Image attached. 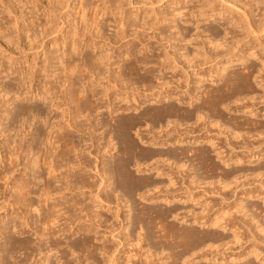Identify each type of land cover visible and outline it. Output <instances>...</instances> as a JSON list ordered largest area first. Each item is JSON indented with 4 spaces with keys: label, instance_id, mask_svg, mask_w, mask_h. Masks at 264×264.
Segmentation results:
<instances>
[{
    "label": "rangeland",
    "instance_id": "374dc122",
    "mask_svg": "<svg viewBox=\"0 0 264 264\" xmlns=\"http://www.w3.org/2000/svg\"><path fill=\"white\" fill-rule=\"evenodd\" d=\"M117 1L115 0V5L114 4L110 5L107 3V0H63L64 3L62 4L60 3L61 0H0V87L4 85H9L10 83H11L10 86H16V84L20 85L18 92L21 93L23 91L21 93L22 94L21 96L22 97L26 96L25 97L26 99H24V101H21L19 103V108H22V107L27 108L28 106L32 107L34 105H38V106L41 105L40 107H42L43 105L41 104V102H39L36 99L37 97H35V93L36 94L38 93L44 81L46 80L45 77H46L47 72L50 73V71H48V68L51 69V72L56 71L55 70L56 67L55 69L53 68L52 70L51 66L47 64L49 62V59L52 58L54 55L56 54L59 55L64 51H67V52L71 51L72 54H71L70 59L72 58L75 59L77 63L79 62V58H81V56H85L86 54L98 55L99 50L97 47H89V45L86 46L87 43L86 42L83 43L82 41H85V40L88 41L89 37L92 34L95 35L96 31L98 30H101L100 32L103 35L104 33H106L107 36L111 35V37L114 36L115 38L114 34H116V31L119 30L118 29L119 26L122 25V23H119V21H123L124 22L123 25H126V28H124L125 30L124 32H122V35L131 33L133 29L132 26H135V25H136L135 27L137 28V30H142L143 28L145 29L153 25L150 29H147L143 32L144 35L151 33L153 30L159 31V29L162 28L165 31L166 35H171L172 37H174L173 39L171 38V45H169L170 43L165 41V39L163 40L158 39L160 36H158L157 38H151V37H147L146 35L143 36L141 34L143 37H147L145 38V40L146 42H149L151 46V51L148 52L149 59L151 60V62L149 61L150 63L148 62L146 65L140 64L137 66L136 70L128 71V69H125V68L129 66V64L130 65L131 63L133 64V61H134L133 56L130 58L128 57L123 61V65H125L124 70L126 71V74H127L125 77L129 78L132 82L135 83L134 85L138 86L139 88L137 93L139 94L140 97L137 96L138 97L137 101L128 102V100L132 99L133 97V95L131 94L132 90L131 89L130 91L128 90V94H127L126 90L124 89L125 87L124 84H118L114 81H111V82L108 81L107 80L108 77H106L108 74L106 75V73L104 75L102 74L103 76L101 75L102 78L101 76L99 77L97 76L96 80H94L95 83L92 86V87H95L98 91H100L104 87L105 89H103L102 93H99L96 96H94V98L93 96L92 97L90 96V97L91 99L92 98L95 99V97H97L98 101L96 100V102H99L100 104L102 103L104 104V102L105 104H107V101L111 100L112 108L118 109L117 112L112 113L113 119L114 118L119 119L120 117L123 119L125 118V120L127 119V117L129 120L131 119L130 121L128 119L126 120L127 123L129 121L128 123L129 127L127 125L128 129H126L127 130L126 136L127 137L129 136L128 137L129 139L131 138V141L135 143L138 149L141 150L142 148L141 152L143 151L145 152V153L143 152V154L148 155V154H151L153 151L156 152V151H161V150L163 151L170 150L172 152L174 151L175 154H177L176 158L168 157V159H170L168 160L165 156L162 159H159L160 161H158L157 163L155 162V158H152V159L150 158V160L147 159L148 161L145 160L147 165L153 163L152 164L153 166L158 167L160 170L162 169V172L164 174H161V175L159 172L155 170L144 169L141 172H137L133 168L134 165H130V169L137 176H140V174H142L145 176H149L151 178L160 179L162 184L166 185L165 188L168 189L169 193L171 192L175 194V196L177 197V200H173L171 203H165L159 198L158 199H156V197L153 198V196L149 198L147 196L145 197L144 194L146 193V191L142 189H140L139 191H136L133 194L127 195L125 194V192H123L119 188H116L113 192L109 190V192H112L110 193L111 198H109V202L100 203L93 197L88 198L89 197L88 189H83L84 194H82V196L80 195L79 198L82 199L83 204H88V205L90 204L89 206L94 205V208L96 209L98 207L99 213H102L101 214L102 218L104 219L107 218V223L105 222L104 226L109 225V223L111 224L110 226L114 224L113 228H116L118 230L114 232L115 234H117V232H120V225L118 223L119 221L118 219L117 220L114 219L111 211H107L108 207H111V209L114 210L117 205L123 206L122 204L123 203L125 204L127 200V204L125 205H127L130 209L129 216L131 219L135 216V214H137L136 212L137 209H140L143 206H149L153 208L154 210L156 209L157 211H160V212L163 209L176 206L177 207L176 213L178 214V216L174 217V215H168L165 218L166 223H169V224L172 223L176 226L177 225L179 226L183 223V225L187 224L186 226H188L190 225V221L192 220L193 216L194 217L195 216L204 217V218L206 217V219L208 220L211 218L212 219L219 218L218 220L220 221L218 222L220 224L217 223V225L221 226V225H224L225 223V229H222L221 227L219 228L210 227V229L208 228V231L211 230L210 232H215L217 235L219 234L220 236H224V235L226 236V233H227L229 237L227 236L226 238H229V239L232 237V236L230 237V235L232 234L231 232L233 230L237 232L240 231V235H241V231L242 233H244V235L240 237L241 240L239 239L240 242L238 243H235V244L229 243L227 245H221L219 247L214 246L212 249H210V251H213L214 249H216L212 253H216L217 256H220V255L228 256L229 257L228 261H230L231 258H236L239 254H244L249 249L250 245L255 242L256 244L259 245L260 247L259 250H262L261 251L262 255H260V257L264 256L263 255L264 254V232L259 231L258 228H256L255 226V221L260 219L259 223L261 225L263 224L262 227H264V216H262V212H263L262 210L264 209V201H262L264 200L263 199L264 197V166H263L264 165V101H263L264 96L263 94L264 93L263 91L264 89L262 88L264 86V70L262 69L263 62L261 61L262 59L264 60V58H262L264 57V46H263L264 45V31H261V32L259 31V33L257 34L258 38H255L252 34H249V36L243 39L242 41H240V43H236L235 42L236 38L230 37L231 33L227 34V32L228 31L230 32L231 30L230 24H227L225 23L224 20L217 18L218 15L215 17L208 16L210 15L208 13H211L210 11H206L205 12L206 15L205 14L203 16L200 15L199 8H201L200 6L201 1H198V0H121L120 6H119V3H117ZM211 1H212L214 8H216V11L218 10L222 11L223 14H221V16L222 15L224 17L229 16L231 18L236 19L238 18L237 16H239L241 12L240 10H237L235 8L234 9L232 8L233 9L232 10L231 7L230 8L228 7L229 6L228 3L222 2L221 0H214V1L211 0ZM116 4H118V6ZM209 8L210 7L207 6L205 7V10H208ZM224 8H227V9H224ZM256 8H257L256 5L252 6V9L254 11L256 10V12H254L253 14V16L255 15L254 16V19L256 18L255 20L258 19L257 18L259 17L258 14L262 12L260 10L257 11ZM170 19L174 20L173 21L174 23L171 22ZM232 20L235 21L234 19ZM157 21L160 22L158 23L159 25L157 24ZM50 24L51 25L54 24L56 28L53 33L45 36L47 27L51 26ZM235 29H236V34L235 33L234 34L235 36H237L239 34L238 33L239 26L236 27ZM61 32H65V34L74 32L76 33V36H80L82 38V40H80L82 43L81 42H80L81 44L79 43L80 46L78 47L76 51H72L71 49L72 40H73L72 38H76V36L72 37L69 40V43L67 45H63L61 43L62 42ZM80 34H82V36ZM133 37L134 36L132 35L130 36L128 35L124 39H121L120 41H117L115 43L113 42V44L111 43L109 46L108 45L102 46L101 45L102 43H101L100 47L103 48V50H105L107 53L108 52L109 54L111 53L110 54L112 56L111 61L114 62L115 60H118L117 55H119L120 53L121 54L125 53L127 48L126 46H123V45H125L127 42L129 43L132 41L135 45L131 47L132 48L131 51L133 50L134 52L135 51L138 52V49H139L140 52L137 53V56L138 58H142L143 54H145V50L140 48L141 46L138 43L139 39L135 40V38ZM176 37L177 39H175ZM96 39L99 41V38H96ZM96 39L95 41H97ZM206 40L207 41L210 40L214 43L216 42V40H218L216 45L220 44V41L221 42L224 41V44H225L224 46L226 47L223 49L221 48V46L220 47L218 46L217 49H213V46H210L211 44L209 43L210 44L209 45L206 42ZM92 43L94 42L92 41ZM251 45H253V47ZM254 45H256L255 48H254ZM107 46L110 48H108ZM169 46H172L173 48ZM251 47L255 49L253 50L255 54L250 55L248 57L245 56L244 58H247L246 61H243V62L240 61L238 59V57L241 56L240 54H242L243 56V54H245L246 52L252 51L250 50L252 49ZM195 48L196 49L198 48L197 50L199 51L197 52L201 57L198 56V54H196L197 52ZM205 53L207 55H205ZM189 57L191 58L192 61L190 60ZM68 58H69L68 56L66 57L64 55V60H67ZM228 58L229 60H232V62L228 63L226 72H223L224 74H226L227 72L233 71V70L234 71L238 70L240 73H246L248 71V69L246 70L245 68L246 65H253L254 68L250 69L251 73L249 74L250 75L249 81H250V84H252V86L254 87V91L246 92V98L241 102L239 100L234 101V102L230 101L226 103L227 105H225L226 106L225 108L223 107L225 103H223L222 104L223 106H220V108H222L224 115L223 117H220L217 112L211 110V108L207 105V103L206 104L205 102L203 103V100L205 99L204 90L206 92V90L208 91V89L210 88L212 89L213 87L217 85L215 82V78L214 79L212 78L215 76L212 75V77H210L209 75L213 73L214 69H217V68L219 69L218 66H220V64H224V62H227ZM175 60L178 66L174 68ZM188 60L189 62H191V65H189L190 63L188 62ZM46 64L48 65V68L46 67L47 70L43 71L42 69L44 68V66H47ZM52 64H55V63H52ZM114 64L115 66L112 65L111 67L114 69L113 70L114 73H117L119 68H116V63ZM55 65L57 66V64ZM180 65L181 66L183 65L186 70L180 69L179 68ZM78 69L79 71L80 70L82 71L81 67ZM151 69L153 71L151 72L152 74H150V72H147V70H151ZM22 72L23 74H20ZM32 72H33L34 77L36 75L35 77L36 79L34 78L31 84L29 83V79H25L21 81L20 77L22 75L26 74V77L28 78V76H32L31 75ZM114 73L113 75H116ZM213 74H215V72ZM140 76L142 77L141 79H140ZM88 77H92V76L88 74ZM146 77H148L149 79ZM157 77H160V78H157ZM259 78L260 79L262 78L263 80L261 79L262 81L260 82ZM61 79H62V82L64 83L63 76L61 77ZM142 79H145L143 81L148 80L149 83L148 81L145 83L150 84L152 86L151 88L152 90L147 89L148 91H144L145 93L151 92L154 94H158L163 90H169L168 91L169 93L173 92L171 94V98L161 99L160 101H156V100L149 98L148 101L147 99L146 101H144L143 96H145V93L143 92L144 86L141 84L143 83V81L141 82ZM199 79L202 81L199 82ZM195 83L198 85H196ZM262 84L263 86H261ZM56 86L58 87V85L55 84V87ZM196 86L198 87V89ZM29 87H31L30 90H29ZM25 88L26 89L28 88V90L31 91L27 93V95L25 93L26 91ZM58 89L61 90V87ZM59 90H58V94H59ZM185 90H189L192 94H196V96L199 97L198 100L195 99L193 101L192 106L190 103H188L189 101H188L187 93L183 92ZM241 95L244 96L245 94L242 93ZM250 95L251 96L254 95L253 97L255 98L253 100L249 99ZM257 95L259 96L261 95L260 96L261 98L259 96L257 98ZM12 100H13V97L11 93L7 96L0 95V112L2 111L0 115L1 116L0 122L3 121L2 124L0 125V131L3 125H5L6 122L8 123L10 120L9 118L11 117V115H9V118L7 119V118H4L6 117V115L4 114L9 113L8 111H10L11 109L10 106L12 107L14 106V103H12ZM74 104L75 103L73 102V103H70L69 105L72 107ZM166 106L168 109L170 110L172 109L171 112L168 115L161 114L162 116L160 115L159 119L157 118L155 120L154 118H151V117L149 118V115L143 114L145 110L152 111V109H159L160 113H162V111L164 113ZM7 107H9L10 109ZM135 107H137L138 109H135ZM102 108H103L102 109L103 114L94 115V113H92V116H90L91 122L95 124V130H96V131L94 130L93 135H92L94 137L93 140L94 141L100 140L99 142L103 144L104 139L107 140L109 137H111L112 142L114 144V148L116 147L115 149L112 150L111 155L120 156L122 155V153L120 151L121 150L119 146L120 144L118 142L119 139L115 137L116 134L114 132L110 134L111 132H108L109 131L108 125H105L109 117L110 108H107V109H105L104 107ZM196 108H199L200 110H202L200 112L201 114L200 116L202 117V119L196 118L197 116L194 113L196 112L195 111ZM11 111L13 115L16 112V111L15 112L13 111V108ZM186 111L187 112L193 111V113L192 115L185 117L184 115L187 113ZM248 111L249 112L251 111L252 113L251 112L249 113ZM58 112L59 111H52L49 114V116H53L54 118H56L55 121L62 122L65 118L64 117L61 118ZM2 116L5 120L2 118ZM229 117L230 118L236 117V119H234L237 122L236 126L234 123L235 121L233 119L230 120ZM19 118L20 116L15 117L14 119V121L16 120V122L14 123L15 126L17 124L18 125L20 124L21 120ZM228 118L230 121L228 120ZM244 118H246V122ZM113 119L110 120L111 123H114ZM34 120L33 118H31L30 120V123L32 124L29 129L30 133H31V129L32 130L35 129L34 126L37 125V122L35 123ZM242 121L244 122V124ZM248 121L250 124H247ZM239 123H241V125H239ZM68 129H71V128H68ZM71 131H72V134L74 133L73 137L75 138V140L76 141L78 140L79 142L80 132H78V130L74 131L73 129H71ZM231 132L234 134H232ZM5 134H7V132L4 133V135ZM84 135H85L84 138H82V141L80 142V144L84 143L82 144L83 148L87 147L89 142H91V141H88L87 135L86 134ZM112 135H114V137H112ZM179 135H181V137ZM3 137H4L3 134L0 132V141L3 140ZM19 137H22V135H19ZM17 138L18 137H16V139ZM27 138H29V136ZM155 138H157L156 141H159V143L156 146L152 145L153 142L155 141ZM211 142H213L214 144L211 145ZM96 143L97 142H95V144ZM201 148H202V151L204 149L203 151L204 154L200 153ZM0 150H2L1 145H0ZM146 150H148V153L146 152ZM182 150H186L185 152L186 154L185 153L180 154V151ZM187 150H189V152ZM217 152L219 153L218 154L219 156L217 155ZM4 153L7 155L10 154L8 152V148H6ZM87 153H88V150L84 152L86 157H89V159L93 161L94 153L91 155ZM192 153L194 155H192ZM245 155H246V158H248L247 161H246V158H244ZM103 156L102 157L105 160L106 156L105 155ZM102 157H99V158H102ZM232 157H234V160ZM236 157L237 158L242 157V161H239V163L237 162L238 164L235 162ZM173 159L177 161L178 164L183 163L184 166H182L180 169H176L174 165L169 166L171 162H175ZM139 162L140 163L144 162V159H140ZM97 163H99L98 160H97ZM146 163L144 165H146ZM5 164H6V161L4 160V162H2L0 165V170L4 168ZM213 165H215L218 169L214 168ZM258 166H260V168ZM20 167L21 166H18V171L14 172V174L16 175V178H19L22 173V171L20 170ZM235 169H239V171L238 170L235 171ZM224 171L229 175H227ZM258 171L259 172L261 171V172L259 173V176H256L258 174ZM230 172H232L233 175L236 173L235 175H237L238 177L230 176L232 175V173ZM251 172L252 173L254 172L253 174H255V176ZM224 173L227 175L226 177H224L225 175ZM44 174L46 175V173ZM168 174H170V177L173 183H169ZM243 175H246V176H243ZM190 176L192 178L195 177L194 182H192L193 179ZM224 178H227V179H224ZM222 181L225 182V184L222 183ZM1 182H0V185H1ZM227 183H230V184H227ZM54 184L56 183L52 179V185ZM222 186H225V187H222ZM142 191L145 193L143 194ZM140 192L142 195L140 194ZM113 193H115L116 198L114 197ZM250 193H252L253 195ZM147 194L148 193H146V195ZM151 194L153 193H150L149 195ZM117 195H118V198L123 197L125 200L121 198L122 200L119 201L117 199ZM157 195H161V194L157 193ZM247 195H250V196L247 197ZM86 199H87V202L89 200L88 203H85ZM115 199L117 200L115 201ZM59 201L62 202L64 200L59 199ZM241 205L244 206L245 208L244 210L240 209ZM254 205L256 208L257 207L258 208L257 209L254 208ZM248 208L250 211H247ZM125 209L126 208H123V210L122 211L120 210L119 212V215L121 216V218L125 214L124 213L126 211ZM12 212H13L12 210L4 211L3 209H0V227H2L4 221L9 220L8 217L10 216V214H12ZM33 213L34 212H32V214ZM250 213H251V216L254 215L255 220L254 219L252 220L250 218L251 216H248L250 215ZM29 215H31V213H29ZM79 215L81 218L80 220L81 221L84 220V217H83L84 212ZM263 215H264V212H263ZM182 216H185V219L181 220L179 218ZM248 217L250 218V221H248L249 220ZM184 220L187 222L185 223ZM225 221L228 222L229 224L226 223ZM240 222L243 224L241 225ZM247 222L248 223L250 222V224L252 223L251 226L250 224H248L247 227L244 226V225H247L246 224ZM159 225L160 224H158L157 226ZM193 225L195 228H197L200 231L207 229L206 228L207 226L202 227L201 225L196 224V223H194ZM27 227L25 228L26 231H27ZM133 227L131 226L128 227V229L129 228L131 229V230L129 229L128 231L132 239L134 237L136 238L137 237L136 235H139V233L142 234L141 236H143L144 234L145 235L148 234L147 236H145L146 238L145 241L141 242L143 249L140 250V252H144V250L149 249L150 253L152 251L151 254L157 253L156 254L157 257L161 256V253L159 252L160 249L153 246V244L156 243V241L158 240V238L156 239V235L158 234V232H156L157 227L154 228V233H156L155 235H152V233L149 234L150 231H147L146 228H145L146 231L144 229L140 231L139 226L137 227L133 226ZM240 227L245 230L243 231V229H241ZM103 228L104 227H101L98 229L99 234H101V239H103L102 241H106L107 239L106 244L108 243L110 244L111 242L110 240L113 238L110 235H108V233L103 235L104 234ZM247 228H250L248 229L250 231H247ZM251 228H252V233H251ZM1 230L2 228L0 229V231ZM28 230H29L28 236H30L32 239L35 238V235L32 232L31 228L28 227ZM11 233H10L11 235L14 234L13 236L17 238V237H21V235L25 236L27 232L25 234L20 235L16 233L15 231H12L11 229ZM122 233L121 234L118 233L119 235H121V237L119 236L120 238H122V236L124 235V233L123 234ZM68 234L69 233L56 234V236L58 237L59 240H64L65 235L66 237H68L67 236ZM81 234L82 233L79 232V233L74 234L73 236L70 235V240L72 239L75 241L76 240L80 241L83 238V235ZM250 235L251 236L254 235V237L251 238ZM257 238H259V241ZM134 239H133V242L137 240V239L135 240ZM3 240H4L3 238L0 239V243ZM115 241L117 240L115 239ZM93 242L101 243V241L98 242L96 241V239H94ZM122 245L123 244L118 246L119 247L118 249H120L117 251L118 254L121 252L123 254L125 252H131L130 250H133L132 253H134L135 251L138 254L140 253V252H137L139 251L138 247H135V246L130 247L127 245H124V246ZM94 255H95L94 258L97 257L96 258L98 261L97 264H107L108 263V261L106 260L107 258L104 261H102L104 259L103 257H105L102 254L95 253ZM156 256H152V259H156ZM68 258L70 259L71 256H68ZM30 261H33V259H30ZM120 261H122V257ZM104 262H107V263H104ZM257 263L262 264L261 261ZM68 264H71V263H68ZM80 264H87V262H83V263L81 262Z\"/></svg>",
    "mask_w": 264,
    "mask_h": 264
},
{
    "label": "bare ground",
    "instance_id": "6f19581e",
    "mask_svg": "<svg viewBox=\"0 0 264 264\" xmlns=\"http://www.w3.org/2000/svg\"><path fill=\"white\" fill-rule=\"evenodd\" d=\"M118 1H120V2H118ZM118 1H117V3H119V6H120L121 0H118ZM198 1H201V4L199 3L201 8H199L200 6L198 7L200 15L203 16L206 11H210L211 13H208V14H210L208 16H214L215 17L218 15L217 18H220V19L224 20L225 23L231 25V27H230L231 30H230V32L228 31L227 34L231 33L230 37H232V38L235 37L236 43H240V41H242L243 39L248 37L249 34H252L255 38H258L257 34L259 33V31L260 32L264 31V0H221L222 2L228 3L229 8L231 7V9L235 8V9L241 11L239 16H237L239 18V20H238V18H236L237 19L236 20L235 18H231L229 16H225V17L223 15L221 16V14H223L222 11L221 10L216 11V8H214L211 0H198ZM60 3L61 4L64 3L63 0H61ZM107 3L110 5H112V4L115 5V0H107ZM116 5L118 6V4H116ZM255 5L257 7L256 8L257 11L258 10L262 11L260 14H258L259 17H257L258 18L257 20H255L256 18L254 19L255 15L253 16V14H254V12H256V10L254 11L252 9V6H255ZM207 6L210 8L208 10H205V7H207ZM224 9H227V8H224ZM196 10H197V8H196ZM163 19H165V18H163ZM172 19H174V18H172ZM232 19H234L235 21H233ZM173 21L174 20H171V22H173ZM119 23H122V25L119 26V28H118L119 30L116 31V34H114L115 38H114V36L111 37V35L107 36L106 33H104V35H103L100 32L101 30H98V31H96L95 35L91 33L92 35L89 37L88 41L87 40L82 41L83 43H85V42L87 43L86 46L89 45V47H97L99 50L98 55L86 54L85 56H81V58H79L78 63L75 61V59H73V58L70 59L71 54H72L71 51L70 52L64 51L59 55L56 54L53 57L51 56L52 58L49 59V62L47 64L49 66H51L52 70H53V68L55 69V67H56V69H55L56 71L51 72V69L48 68L47 64H46L47 66H44V68L42 70L46 71L47 70L46 67H47L48 71H50V73L47 72L46 77H45L46 80L44 79L45 81H44L43 85L41 84L42 86H41L40 90L38 91V93L37 94L35 93V97H37L36 99L39 102H41V104L44 107L43 106L40 107L41 105L40 106L34 105L32 107L28 106L27 108L26 107L25 108H23V107L19 108V103L21 101H24V99H26L25 98L26 96L25 97L21 96L22 95L21 93L23 92L22 90H21L22 91L21 93L18 92L20 85L16 84V86H10V84H11L10 83L9 85H4V86L0 87L1 88L0 89V95L7 96L11 93L12 97H13L12 103H14L13 107L10 106L11 109L9 107H7L10 109V111H8L9 113H5L7 111L4 112L5 113L4 115H6V117H4V118L8 119L9 115H11V117L9 118L10 120L8 123L6 122L8 120L5 121L6 122L5 125H3V127L1 128V131H0L4 136L3 140L0 141V145L2 146V150H0V165L2 162H4V160L6 161L4 168L0 170V180L2 181V182L0 181L1 182V185H0V209H3L4 211H8V210L13 211L12 214H10V216L8 217L9 220L4 221L2 227H0V229L2 228V230L0 231V239H2V238L4 239L0 243V264H68V263L80 264L81 262L82 263L87 262V264H97V262H98L96 259L97 257L94 258L95 253H100L103 256H105V257H103L104 259L102 261H104L107 258L106 260L108 261L109 264H258L257 262H259V261H261L262 264H264V256L260 257V255H262L261 254L262 250H259L260 247L258 244H256L255 241H254L255 243H252L250 245L249 249L244 254H239L237 256L238 258L237 257L231 258L230 261H228L229 260L228 256H221V255L217 256L216 253H212L216 249H214L213 251H210V249H212L214 246L219 247L221 245H227L229 243H234V244L238 243L241 240L240 237L244 235V233H242V231H241V235H240V231H239L240 229L238 230L239 232L233 230L231 232L232 234L230 233L231 234L230 237L231 236L232 237L229 239V238H226L228 236L227 233H226V236L225 235L220 236L219 234L217 235L215 232H210L211 230L208 231V228L210 229V227H216V228L221 227L222 229H225V223L224 222H223L224 225H221V226L217 225V223H219L218 221H220V220H218L219 218L218 219L217 218H213V219L211 218L208 220V219H206V217L204 218V217H196V216L192 217L191 216L192 220L190 221V225L186 226L187 224L183 225V223H182L181 225L176 226L172 223L169 224V223L165 222V218L168 215H174V217L178 216V214L176 213L177 212L176 206H172V207L163 209L164 211L162 210L161 212L157 211L156 209L154 210L153 208H151L149 206H143V207L141 206L142 208L137 209V211H136L137 214H135V216L133 215L134 217L130 219V216H129V210L130 209L127 205H125V204H127V200H126V203L124 204L123 202L125 199L123 197L118 198V195H117V199L119 201L122 200L121 198L124 199L122 202L123 206L117 205L114 210L111 209V207H108L107 211H111L114 219H116V220L118 219V221H119L118 223L120 225V232L122 231L124 233L122 238H120L121 235H119V234H121L122 232L121 233L117 232V234H115L114 232L117 229L113 228L114 224L112 226H110L111 224L109 223V225L104 226V223L105 222L107 223V218L106 219L102 218V215H101L102 213H99L98 207L96 209V208H94V205L89 206L90 204L88 205V204L82 203L83 201L81 198H79V196L80 195L82 196V194H84L83 189H88V194H89L88 198L93 197L94 199H96L100 203L109 202V198H111L110 193H112L116 188H119L120 190L125 192V194H127V195L133 194L136 191H139L140 189H142V190L146 191V193H148L146 195V193L142 191L143 194L145 193L144 194L145 197L147 196L149 198V197L153 196V198L154 197H156V199L159 198L162 201H164L165 203H171L173 200H177V197L175 196V194L171 193V192L169 193L168 189L165 188L166 185L162 184L160 179L151 178L149 176H145L142 174H140V176H137L130 169V165H134V167L133 166L132 167L137 172H141L144 169L155 170V171L159 172L161 175V174H164L162 172V169L160 170L158 167L153 166L152 165L153 163L147 165L145 160H147V159L150 160V158L151 159L155 158V162L157 163L158 161H160L159 159H162L165 156L167 159H168V157L176 158L177 154H175L174 151L172 152L170 150H166V151H163V150L156 151L155 150L156 152L153 151L151 154H148V155L143 154L144 151L141 152L142 148H141V150L138 149V147L135 145V143L133 141H131V138L129 139L128 138L129 136L128 137L126 136L127 135L126 129H128L127 125L129 127L128 123L131 119L129 120L127 117V119L129 120L128 123L126 121L127 119L125 120V118L123 119L120 117L119 119H117V118L113 119L112 113L117 112L118 109L112 108L111 100L107 101V104H105V102H104V104L103 103L100 104L99 102H96L97 97H95V99H93L94 96H96L99 93H102L103 89H105V87H104L100 91H98L95 87H92L95 83L94 80H96L97 76L99 77L102 74L104 75L106 73V75L108 74L107 76L105 75L106 77H108V79H107L108 81H110V82L114 81L118 84H124V86H125L124 89L126 90L127 94H128V90L129 91H130V89L132 90L131 94L133 95V97H132V99H129L128 102L129 101H137V98H138L137 96H139L137 91L139 90V88H138V86H135L134 85L135 83L132 82L129 78L125 77L127 74H126V71L124 70L125 65H123V61L126 58H128V57L130 58L133 56V60H134L133 64L132 63H131V65L129 64V66H127L125 69H128V71L136 70L138 65H140V64L146 65L149 61L151 62V60L149 59V54H148V52L151 51V46H150L149 42H146L145 38H147V37L157 38L158 36H160L158 39H161V40L165 39V41L170 43L169 45H171V38L172 39L174 38L171 35H166L165 31L162 28H160L159 31L153 30L151 33L145 34L147 37H143V36H145L143 32L147 29H150L153 25L149 26L148 28H145V29L143 28L142 30H137V28L135 27L136 25L135 26L131 25L133 27L131 33H129V34L123 33L124 35H122V32H124V30H125L124 28H126V25H123V23H124L123 21H119ZM158 23H160V22L157 21V24ZM172 25H174V24H172ZM238 26H239V31H238L239 36L238 35L235 36V34H236L235 28ZM55 28H56V26H54V24L47 27V31L45 33V36L53 33ZM169 30H170V28H169ZM61 33H62V39H61L62 42L61 43L63 45H67L69 43V40L72 37L76 36V33H74V32L73 33H66V34H65V32H61ZM105 34H106V36H105ZM80 35L82 36V34H80ZM128 35L134 36L133 38H135V40L139 39L138 43L141 46L140 48L145 50V54H143L142 58H138L137 53L140 52L139 49H138V52L137 51L134 52L133 50H132L133 51L132 52L131 47L134 46L135 44L132 41L129 43L128 42L126 43V41H125L126 44L123 45V46H126V48H127L125 53H123V54L120 53L121 55L120 54L117 55L118 60H115L114 62L111 61V57H112L110 55L111 53L109 54V52L107 53L105 50H103V48L100 47V44L102 43L101 44L102 46L103 45L109 46L111 43L113 44V42L115 43L117 41H120L121 39H124ZM141 37H143L144 39ZM96 38H99V41ZM259 38H260V36H259ZM72 39L73 40H72V48L71 49H72V51H76L78 49V47L80 46V44L82 43L80 41V40H82V38L80 36H76V38H72ZM95 39L97 41H95ZM115 39H117V40H115ZM175 39H177V37ZM92 41L94 43H92ZM213 41H215V40H213ZM206 42L208 44L210 43L211 45L210 44L209 45L213 46V49H217L218 46L219 47L221 46V48H223V49L226 47V46H224L225 45L224 41H222V42L220 41V44H218V45H216L218 40H216L215 43L210 41V40H208V41L206 40ZM251 46L253 47V45H251ZM255 46L256 45H254V48H255ZM169 47H172V46H169ZM108 48H110V47H108ZM198 48H199V46H198ZM197 49H196V52L199 51ZM250 50L253 51L255 49L252 48ZM245 51H247V50H245ZM252 51L246 52L245 54H243V56H242V54H240L241 56L238 57L239 56L238 55L237 57L242 62L246 61L247 58H244L245 56L248 57L250 55L255 54L254 51L253 52ZM196 54H198V52ZM64 55L66 57L68 56L69 58L67 60H64ZM185 55H184V57H185ZM205 55H207V54L205 53ZM221 55H223V54H221ZM198 56H200V55L198 54ZM262 58H264V57H262ZM190 60H191V58H190ZM54 61H56V62H54ZM261 61L263 62L262 63L263 68L262 69L264 70V60L262 59ZM188 62H189V60H188ZM230 62H232V60H229V58H228L227 62H224V64H220V66H218L219 69L217 68V69L213 70V73L215 72V74H213V73H211L210 75L208 74L210 77H212V75L215 76L212 78L213 79L215 78V82L217 85L215 87H213L212 89L210 88L211 90L210 89H208V91L206 90V92L204 90L205 99L203 100V103L204 102H205V104L207 103V105L211 108V110L217 112L220 117H223V115H224L222 108H220V106H223L222 105L223 103H225L223 106L225 108L226 107L225 105H227L226 103H228L230 101L234 102V101L239 100L241 102L246 98V92L254 91V87L252 86V84H250V81H249V76H250L249 74L251 73L250 69L254 68L253 65H246L245 64L246 67L245 66L244 67L246 68V70L248 69V71L246 73H240L238 70L237 71L233 70V71H230V72H227L226 74H224L223 72H226L227 65ZM52 63L57 64V66L55 64H52ZM114 63H116V68H119L118 72L116 71L117 73H114V71H113L114 69L111 67L112 65L115 66ZM174 63L173 64H174V68H175L176 66H178V64H177L176 60ZM189 63H190L189 65H191V62H189ZM50 64H52L53 66ZM160 65H162V64H160ZM80 67H81L82 71H84V72H82L81 70L79 71L78 68H80ZM179 68L186 70L183 65L182 66L180 65ZM147 72H150V74H152L151 72H153V71L151 69V70H147ZM113 73L116 75H113ZM20 74H23V72ZM88 74H90L92 77H88ZM31 75L32 76L27 75L28 76V78H27L26 74H24L20 77V79H21V81H23L25 79H29V83L31 84L33 82L34 78L36 77V75H35V77L33 76V72ZM224 75H226V76H224ZM62 76H63L64 83L62 82V79H61ZM102 76H101V78H102ZM148 77H146V78H148ZM141 78L142 77L140 76V79ZM157 78H160V77H157ZM261 79L259 80L260 82L263 80V79L262 80ZM143 80H145V79H142L141 82ZM147 81H143V83H141L144 86L143 92L148 91L147 89L152 88V86L150 84L145 83ZM200 81H202V80L199 79V82ZM114 82H112V83H114ZM148 83H149V81H148ZM55 84L58 85V87L57 86L55 87ZM196 85H198V84H196ZM143 86H141V87H143ZM261 86H263V84ZM60 87H61V90L58 89ZM262 88L264 89V86ZM30 89H31V87H29V90ZM197 89H198V87H197ZM29 90H28V88L26 89V91H25L26 95H27V93L31 92ZM58 90H59V94H58ZM168 91L169 90H163L160 93L157 92L158 94H154L151 92H149V93L144 92L145 96H143L144 97L143 100L146 101V99H147V101H148L149 98L156 100V101H160L161 99H165V98L170 99L171 94L173 92L171 91L172 93H169ZM183 92L187 93L188 101H189V102L188 101L187 102L190 103L191 106L193 104V101L195 99L198 100V98H199L198 96H196V94H192L189 90H185ZM155 93H156V91H155ZM242 93L245 95L244 96L241 95ZM263 93H264V91H263ZM251 95H250L249 99L253 100L255 97H253L254 95L253 96H251ZM90 96L91 97L93 96V98L91 99ZM258 96L259 95H257V98H258ZM263 96H264V94H263ZM263 99H264V97H263ZM73 102L75 104L71 107L69 104L73 103ZM28 105H29V103H28ZM102 107H104L105 109L110 108L109 117H108V120L106 121L105 125H108V130H109L108 132H111L110 134H112L114 132L116 134L115 137L119 139L118 142L120 144L119 146L121 149V150L120 149L119 150L122 153V155H120V156L111 155L112 150L116 148V147L114 148V144L112 142L111 137L108 136L109 138L107 140L104 139L103 144H101L99 142L100 140L99 141L93 140L94 137L92 135H93V132L95 130V124L93 122H91L90 116H92V113H94V115L103 114L102 113V111H103ZM12 108H13L14 112L16 111L14 115L12 114V111H11ZM135 109H138V108L135 107ZM227 109H228V107H227ZM6 110H8V109H6ZM171 110L168 109L166 106L164 113H163V111H162V113H160L159 109H152V111L145 110L143 112V114L149 115V118L151 117V118H154L156 120L157 118L158 119L160 118L161 114L168 115L171 112ZM52 111H59L58 112L60 114L59 116L61 118L64 117L65 119L62 122L55 121L56 118H54L53 116H49V114ZM195 111L196 112H194V113L197 116L196 118L202 119V117L200 116L201 115L200 112L202 110H200L199 108H196ZM1 112H0V115H1ZM192 113H193V111L192 112L189 111L184 116L188 117V116L192 115ZM14 116L15 117L20 116L19 119L21 120V122L19 121L20 122L19 125L17 123H16L17 124L16 126L14 125V123L16 122V120L14 121V119H15ZM2 118H3V116H2ZM31 118H33V120L35 119L34 121H35V123L37 122V125L34 126L35 129H33V130L31 129V133H30L29 129H30V126L32 125L30 123ZM229 118H228V120H229ZM111 119L114 120L115 125H114V123L110 122ZM232 119L234 120V119H236V117L230 118V120H232ZM244 119L246 122V118H244ZM244 119H243V121H244ZM228 120H226V121H228ZM247 120H248V118H247ZM2 122L3 121L0 122V125L2 124ZM234 123L236 126L237 122L235 121ZM243 124H244V122H243ZM247 124H250L249 121ZM239 125H241V123H239ZM68 128H71L74 131L78 130V132H80V141L79 142H78V140L77 141L75 140V138L73 137L74 133L72 134L71 129H68ZM6 132H7V134L4 135V133H6ZM84 134L87 135L88 141H91V142H89L88 146L85 148L82 147V144H84V143L80 144V142L82 141V138H84V136H85ZM232 134H234V133H232ZM19 135H22V137H19ZM114 135H112V137H114ZM28 136H29V138H27ZM179 136L181 137V135H179ZM16 137H18V138L16 139ZM152 138H153V136H152ZM156 140H157V138H155V141ZM155 141L154 142L152 141L153 142L152 145L156 146L159 143V141H156V142ZM210 141H212V140H210ZM95 142H97V143L95 144ZM213 144L214 143L211 142V145H213ZM91 147H93V148H91ZM6 148H8V152L10 153L8 155L4 153ZM152 149H153V147H152ZM86 150H88L87 154L91 155L94 153L93 154V158H94L93 161L90 160L89 157H86V155L84 154V152ZM93 150H94V152H93ZM143 150H144V148H143ZM101 151H102V153H101ZM187 151L189 152V150H187ZM203 151H204V149H203ZM203 151L201 148L200 153H203ZM146 152L148 153V150H146ZM185 152H186V150H182V151H180V154H184ZM193 153H192V155H194ZM218 154L219 153L217 152V155ZM103 155H105L107 157V159L105 157L106 161L103 159V157H104ZM99 157H102V158H99ZM6 158H7V160H6ZM232 158L234 160V157H232ZM244 158H246V155ZM140 159H144V162L146 163V165H144L145 164L144 162L140 163L139 162ZM247 159L248 158H246V161H247ZM97 160L99 163H97ZM168 160H170V159H168ZM228 160H227V162H228ZM249 160H250V158H249ZM239 161H242V157L241 158L236 157L235 162L239 163ZM142 163H144V164H142ZM227 164H225V165H227ZM171 165L172 166L174 165V167L176 169H180L182 166H184L183 163L178 164L177 161L171 162L169 166H171ZM18 166H21L20 170L22 171V173H21L19 178H16V175L14 174V172L18 171ZM217 166H219V165H217ZM145 167H147V168H145ZM213 167L217 168L215 165H213ZM258 167L260 168V166H258ZM236 170L239 171V169H235V171ZM253 170H254V168H253ZM232 172H230V173H232ZM260 172L258 171V174L256 176H259ZM44 173H46L47 176ZM226 174L224 175V177L229 175V174H227V175ZM235 174L233 175V173H232V175H230V176H237ZM253 175L255 176V174H253ZM45 176H46V178H45ZM230 176H229V178H230ZM243 176H246V175H243ZM168 178H169V183H173V181L170 177V174H168ZM194 178H192L193 179L192 182H194ZM227 178H224V179H227ZM52 179L55 181L56 184L52 185ZM225 181H227V180H225ZM222 183L225 184V182H223V181H222ZM227 184H230V183H227ZM222 187H225V186H222ZM8 190H10V191H8ZM109 190H111L112 192H109ZM149 192L153 193V194L149 195L150 194ZM157 193H159L161 195H157ZM252 193H250V194H252ZM255 193H257V192H255ZM113 194L115 197V193H113ZM140 194H141V192H140ZM248 196H250V195H247V197ZM255 196H256V194H255ZM59 199L60 200L62 199L64 201L61 202V201H59ZM117 199H115V201ZM147 199H145V200H147ZM263 199H264V197H263ZM240 201H241V199H240ZM242 201H243V199H242ZM262 201H264V200H262ZM88 202H89V200H88ZM88 202L86 199L85 203H88ZM95 203H93V204H95ZM97 205H98V203H97ZM97 205H95V206H97ZM237 207H239V206H237ZM123 208H126L125 209L126 211L124 210L125 214L121 218V216L119 215V212H120V210L122 211ZM254 208H256L255 205H254ZM240 209L244 210L245 208L243 205H241ZM246 210H245V212H246ZM252 210H254V209H252ZM247 211H250L249 208ZM262 211L264 212V209ZM32 212H34L33 214H35V215H33ZM80 212H82V213L84 212V216H83L84 220H82L83 222L80 220L81 218H80L79 214H82ZM263 212H262V216H264ZM29 213H31V215H29ZM251 213L248 216H251ZM193 215H194V213H193ZM262 216H261V218H262ZM179 218L181 220H183V219H185V216H182ZM250 218L253 220L254 215H252ZM250 218L248 221H250ZM29 219H30V221H29ZM259 220L255 221V226H256V228H258L259 231L264 232V227H262L263 224L261 225L259 223ZM187 221H188V219H187ZM187 221H185V223ZM194 223L199 224L202 227L207 226L206 227L207 229L200 231L194 227V225H193ZM226 223H228V222H226ZM158 224H160V225L157 226ZM230 224H231V222H230ZM242 224L243 223H241V225ZM246 224L247 225H244V226L247 227L248 224H250V222L249 223L247 222ZM251 224H250V226H251ZM27 226L29 228H31L32 232L35 235V238L32 239L30 236H28L29 230H28ZM129 226H131V227L139 226L140 231L143 229L145 230V228H146L147 231H150L149 234L152 233V235L156 234V233H154V228L157 227L156 232H158V234L156 235V239L158 238V240L156 241V243L153 244V246L160 249L159 252L161 253V256L157 257L156 256L157 253L151 254L152 251L150 253L149 249L144 250V252H140V250L143 249L141 242L145 241V239H146L145 236H147L148 234L147 235L144 234L143 236H141L142 234L139 233V235H136L137 236L136 238L134 237L137 240H135L133 238L135 240L133 242V239L130 236V233L128 231L130 229V228L128 229ZM232 226H234V225H232ZM26 227H27V231L25 229ZM101 227H104L103 228V230H104L103 235L108 233V235H110L113 239L115 238L117 241H115V239L114 240L111 239L110 244L108 243L109 245L106 244L107 239H106V241H102L103 239H101V234H99V230H98ZM107 228H109V229H107ZM117 228H119V227H117ZM233 228H235V227H233ZM11 229H12V231H15L16 233H18L20 235L25 234L26 232L27 233L25 234V236L21 235V237L15 238L13 236L14 234L11 235L12 234ZM133 229H134V227H133ZM241 229H243V228H241ZM248 229H250V228H247V231H250ZM244 230L245 229H243V231ZM79 232L82 233L81 235H83V238L80 241H77V240L75 241L72 239L70 240V235L73 236L74 234L79 233ZM66 233H69V234L67 235L68 237H66V235H65V237L63 236L64 240H59L58 237L56 236V234H66ZM251 233H252V228H251ZM252 237H254V235H252L251 238ZM93 238L96 239V241H98V242L101 241V243L93 242V240H94ZM257 239L259 241V238H257ZM149 241H151V240H149ZM121 244H123L122 246L127 245L130 247H133V246L138 247L139 251H137V252H140V253L138 254V253H136V251L134 253H132L133 250H130L131 252H125L124 254L121 252V253H119L120 254L119 255L117 251L120 250V249H118L119 248L118 246H120ZM130 253H132V254H130ZM96 255H98V254H96ZM121 255H123V256H121ZM68 256H71V258L69 259ZM152 256H156V259H152ZM121 257H122V261H120ZM139 258H141V259H139ZM30 259H33V261H30ZM95 259H96V261H95ZM104 263H107V262H104Z\"/></svg>",
    "mask_w": 264,
    "mask_h": 264
}]
</instances>
